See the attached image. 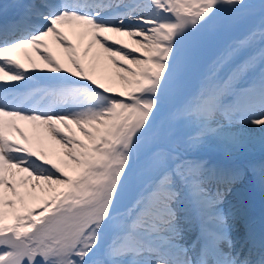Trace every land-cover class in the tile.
I'll return each instance as SVG.
<instances>
[{"label":"snow or ice","instance_id":"obj_1","mask_svg":"<svg viewBox=\"0 0 264 264\" xmlns=\"http://www.w3.org/2000/svg\"><path fill=\"white\" fill-rule=\"evenodd\" d=\"M14 6L0 23V264H264L240 187L264 191V161L202 155L243 150L237 122L264 142V0Z\"/></svg>","mask_w":264,"mask_h":264},{"label":"rangeland","instance_id":"obj_2","mask_svg":"<svg viewBox=\"0 0 264 264\" xmlns=\"http://www.w3.org/2000/svg\"><path fill=\"white\" fill-rule=\"evenodd\" d=\"M237 125L239 124H235L234 126H237ZM243 126L246 127L247 129L244 130L242 133L240 134L237 133V134L242 137L247 138L250 141V143H248L244 147L243 150L232 152V153H226L220 150L215 145H209L203 150L202 154H205L207 151L213 152L218 160H222V164L233 165L234 159L232 157L241 158L243 155H246L247 151L256 153L255 151H251L252 148H254L252 146H257L258 143H261V144L264 143V142H261L259 129L256 126L250 125V124L243 125ZM228 154L235 155V156H230Z\"/></svg>","mask_w":264,"mask_h":264},{"label":"bare ground","instance_id":"obj_3","mask_svg":"<svg viewBox=\"0 0 264 264\" xmlns=\"http://www.w3.org/2000/svg\"><path fill=\"white\" fill-rule=\"evenodd\" d=\"M5 7H6V5H5ZM4 7V8H5ZM21 58L23 59V56H22V54H21ZM247 128L246 127H244L243 125H237V126H233V131L235 132V133H238V134H240V133H242L244 130H246Z\"/></svg>","mask_w":264,"mask_h":264}]
</instances>
